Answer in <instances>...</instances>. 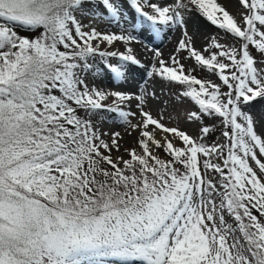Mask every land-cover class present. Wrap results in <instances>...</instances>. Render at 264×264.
<instances>
[{"label": "snow or ice", "instance_id": "1", "mask_svg": "<svg viewBox=\"0 0 264 264\" xmlns=\"http://www.w3.org/2000/svg\"><path fill=\"white\" fill-rule=\"evenodd\" d=\"M262 101L264 0H0V264H264Z\"/></svg>", "mask_w": 264, "mask_h": 264}, {"label": "rangeland", "instance_id": "2", "mask_svg": "<svg viewBox=\"0 0 264 264\" xmlns=\"http://www.w3.org/2000/svg\"><path fill=\"white\" fill-rule=\"evenodd\" d=\"M231 5L235 6V0H231ZM100 27H105V25L101 24ZM188 29L193 35L194 34L203 35V40L206 39L208 36L215 34L217 31V29L214 26H212L209 22H207L205 19H203L202 17H200L198 15H193L189 19ZM112 30L114 31L116 29L113 28ZM175 32H176V34H178V39H179L181 37L180 31H175ZM196 35H194L195 38H196ZM205 43H206V40H204V44ZM197 44H196V46L200 47V45L198 44L199 45L198 46ZM142 49H143L142 47L136 48L137 52L139 51L138 54L141 55L140 57H142L144 59L146 57H147L146 59H148V57H149V59H150L151 54L144 52ZM198 75L206 76L207 74L206 73H198ZM146 79H147V77H146V75H144L143 70L137 69L135 66H133V70L129 73V78L125 82H119L118 83L115 81H110V83H108V82L105 83L106 80H108L106 78L103 80L98 78L96 82L101 87H107V88L120 87L121 90L129 91V92H137L139 90L140 86L144 85ZM149 85H150V87H154L157 90L158 94H159L160 89L162 87L166 93H169V95L164 96L163 99L169 101L168 111L172 114V117H173L171 123L175 124L178 122V123H180L181 127H184L189 132L195 134V132L197 131V125L185 123L183 121V119L180 118L183 116L185 109H192V108H194V105L190 101H184L183 103L176 102L174 99V96L171 95V93H174L176 91V89H174V88L169 89L166 84H161V82L157 81L154 84L152 82H149ZM130 89H134V91H130ZM132 107H133V110H135L134 104ZM152 107H156V104L154 103ZM161 107H163V105H161ZM253 111L257 115L264 113V101L256 103L254 108H253ZM177 114H179V117ZM105 121H107L106 122L107 124L106 125L104 124V126H103L105 130L121 131L123 133V128L120 125H117V123H114L112 120H105ZM206 123L211 124V123H216V121H213V120L206 118ZM219 135H220V133L216 132L215 135L212 137V139H216V137H219ZM125 137H130V136L125 135Z\"/></svg>", "mask_w": 264, "mask_h": 264}, {"label": "bare ground", "instance_id": "3", "mask_svg": "<svg viewBox=\"0 0 264 264\" xmlns=\"http://www.w3.org/2000/svg\"><path fill=\"white\" fill-rule=\"evenodd\" d=\"M125 8H126V10H127V14L128 15H130L131 16V14H132V12H133V10H131L130 9V7H129V5H125ZM115 29V27L113 26L110 30H112V29ZM172 31V30H171ZM206 33V32H205ZM199 34V33H198ZM194 35H196V34H194ZM166 37L167 36H164V37H162V38H154V39H152V40H149V35H147L146 33H144V34H142L141 35V37H140V39L142 40V41H145L146 43H148L150 46H152V47H159V49L164 53V56L165 57H167L172 51H173V49H174V47H175V45H176V42H177V40H178V34H177V36H175V38L173 39V40H171L170 42H168V43H166ZM206 38V37H205ZM195 40H196V44L198 43L199 45H200V47L201 46H203L204 45V40H206V39H204L203 40V35H196V38H195ZM197 44V45H198ZM198 45V46H199ZM135 47L137 48H140V47H142L141 45H135ZM121 50H123L122 49V47H121ZM143 50V49H142ZM139 52V51H138ZM143 52V51H142ZM144 55V54H143ZM141 56V55H140ZM148 56V55H147ZM147 58V57H146ZM144 59V58H142L141 57V59H143V61L145 62V64H147L148 63V61L150 60L149 59V57H148V59ZM142 70V69H141ZM137 71V70H136ZM133 73V72H132ZM131 73V74H132ZM144 78V77H143ZM110 83V81L109 80H106V82L105 83ZM130 91H134V89H130ZM155 109H156V107H153V110L155 111ZM107 121H103V126H104V124L106 125L107 123H106ZM174 124V123H173ZM117 125H119L118 123H117ZM132 140H133V137H125V142L126 143H128V144H130V143H132Z\"/></svg>", "mask_w": 264, "mask_h": 264}]
</instances>
